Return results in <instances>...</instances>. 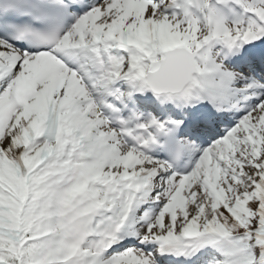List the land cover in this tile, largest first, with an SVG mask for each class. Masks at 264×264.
<instances>
[{
	"label": "snow or ice",
	"instance_id": "1",
	"mask_svg": "<svg viewBox=\"0 0 264 264\" xmlns=\"http://www.w3.org/2000/svg\"><path fill=\"white\" fill-rule=\"evenodd\" d=\"M0 264H264V0H0Z\"/></svg>",
	"mask_w": 264,
	"mask_h": 264
}]
</instances>
